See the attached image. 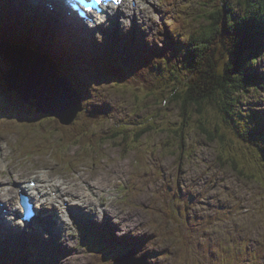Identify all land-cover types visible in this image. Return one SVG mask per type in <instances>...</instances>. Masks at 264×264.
Returning a JSON list of instances; mask_svg holds the SVG:
<instances>
[{
  "label": "rangeland",
  "instance_id": "obj_1",
  "mask_svg": "<svg viewBox=\"0 0 264 264\" xmlns=\"http://www.w3.org/2000/svg\"><path fill=\"white\" fill-rule=\"evenodd\" d=\"M153 2L156 5L152 4L151 11L146 14L149 21L153 20L152 26L147 25L144 14H140L126 31L123 30L127 25L118 29L107 26L101 32L102 41L93 40L99 45L93 47L96 53L91 52V55L96 57L107 52L106 36L115 37L132 30H138L143 35L136 36L135 33L128 39L134 47L161 48L165 33L174 27L176 35L172 36L178 45L177 66L180 72L184 71L185 59L178 51L181 48L179 45L184 43L185 36L204 24L199 0ZM230 4L234 16H240L242 1L232 0ZM147 10L148 7H145L141 13ZM141 21L146 25H138ZM174 22L177 25H173ZM82 61V58L74 59L72 56L64 68L65 76H75V89L83 96V112L77 121L86 116V109L104 111L109 117L95 119L92 130L103 134L114 133L116 139L93 146L103 152L101 159L90 156L86 162L71 159L70 166L60 167L56 158L46 153H31L24 148L28 143L38 142V137L44 136L43 131L53 127V119L37 122L35 130L31 131L28 127L32 128L34 123L31 124L30 114L18 112L16 100L2 94L0 144L4 147L1 155L5 156L6 162L0 161V175L14 177L11 173L13 169L18 174L21 170V177L31 173L40 177L43 174L38 169L44 167L50 170L44 174L47 179L62 176L73 185L96 179V183L87 182L81 192L87 200L96 192L100 194L115 187L121 211L120 221L112 218L111 224L91 234L97 235L102 231L106 235L100 239L102 244L107 241L114 245L116 242L122 248L126 247L125 243L127 246L134 245L135 257L146 254L148 264H264V155H258L252 146L234 136L232 128L236 122L219 112L213 102L202 104L199 111L188 108L184 112L180 104L173 100L163 102L172 88L166 82L175 76L168 77L169 72L163 71L161 76H157L159 90L149 93L143 88L122 87L115 83L121 81L117 73L103 71L100 75L91 72L90 68H86L88 62ZM33 62L26 60L29 64ZM6 64L7 69L11 68L8 62ZM5 68L0 59V70ZM45 69L49 70V67ZM253 71L264 72V53ZM46 74L52 78L51 70ZM183 75L181 72L178 79ZM55 77L60 80L57 74ZM175 86L177 90L183 88L180 82ZM248 98H251V94H248ZM255 100L252 96L250 107L256 104L254 108L264 115V93ZM243 109L238 110V114ZM181 112L189 118L187 127H181ZM247 116L256 122H264L261 114L250 109L244 111L241 120ZM7 127L13 128L14 133L8 131ZM54 138L51 137V140ZM260 138L261 134L257 136V139ZM66 147L68 156L77 158L80 150L72 145ZM82 149L85 151L86 147ZM108 168H112L113 172ZM90 185L97 188L87 192ZM173 194L178 201L171 200ZM179 194L184 195L182 199L177 197ZM99 196L101 202L98 205L92 201L97 211L105 204L102 203L101 194ZM127 196L128 201H123ZM164 210H172L177 218L173 214L171 220H167L163 216ZM83 214L93 222L97 220L85 210ZM100 214L112 217L109 212ZM181 216L187 223V230L178 221ZM181 224H184L183 221ZM66 225L71 231H68L69 235H60L59 240L52 236L54 240L51 239L53 243L50 246L44 240L36 243L18 239L8 240L13 245L10 249L27 250V259L33 255L31 250L38 255L43 253L53 260V264H101L100 259L103 264H112L115 258L129 250L123 252L106 248L101 251L96 240L89 244V248L81 246L85 237L79 225L74 219H68ZM47 232L44 238L49 237L50 231ZM120 232L123 237L118 239ZM5 245H0V255L7 262ZM88 249L97 250L100 259Z\"/></svg>",
  "mask_w": 264,
  "mask_h": 264
},
{
  "label": "trees",
  "instance_id": "obj_2",
  "mask_svg": "<svg viewBox=\"0 0 264 264\" xmlns=\"http://www.w3.org/2000/svg\"><path fill=\"white\" fill-rule=\"evenodd\" d=\"M231 1L202 0L204 8H201V18L204 24L187 38L183 48L187 79L184 76L180 82L183 88L173 89L170 97V101L180 104L183 112L188 108L199 111L202 104L210 102L228 110L239 103L241 95L249 88L259 87V79L251 71L259 55L264 52V0H239L243 3V9L238 18L234 16ZM18 32H22L21 28ZM151 60L150 53L142 52L134 64L133 72L134 76L137 74L138 82L142 81L140 71L157 73L160 70ZM167 68L169 75L174 76L175 67L168 63L165 65ZM109 72L116 73L113 66ZM130 80L131 77L127 76V82ZM149 84L151 80L146 79L144 86L148 87ZM4 88L0 78V91H4ZM181 118V127H187L189 118L182 112ZM65 129L57 126L44 134L56 137L50 143L54 148L60 142L70 145L77 138L72 132H64Z\"/></svg>",
  "mask_w": 264,
  "mask_h": 264
},
{
  "label": "water",
  "instance_id": "obj_3",
  "mask_svg": "<svg viewBox=\"0 0 264 264\" xmlns=\"http://www.w3.org/2000/svg\"><path fill=\"white\" fill-rule=\"evenodd\" d=\"M0 54L4 55L13 66V70L4 77L9 91L14 90L22 98H26L29 94L38 95L37 111L48 113L57 117L62 123L70 124L81 108L80 99L71 97L68 83L59 82L58 85H54L53 78L46 73L30 72L32 65L21 66L20 55L16 49L0 45ZM25 78L29 81L28 86L24 83ZM60 161H65L63 156Z\"/></svg>",
  "mask_w": 264,
  "mask_h": 264
},
{
  "label": "bare ground",
  "instance_id": "obj_4",
  "mask_svg": "<svg viewBox=\"0 0 264 264\" xmlns=\"http://www.w3.org/2000/svg\"><path fill=\"white\" fill-rule=\"evenodd\" d=\"M14 4H16V2H14ZM58 13H62V12H58ZM130 14H132V12H129V11H122L121 12V16L122 17H125V18H129L131 15ZM62 18H65V20L67 21L68 20V18H67V15H64V16H61ZM72 47H69L68 49H71ZM27 60H32V59H27ZM82 62H88L86 59H85V57H83V61ZM28 65H30L29 63H27ZM51 67H50V66ZM47 67H49V70H47V72L46 73H49L50 72V70H51V72H52V68L54 67V61H52V62H49L48 64H47ZM109 72V71H108ZM56 74L59 76V74L57 73V72H55V73H53L52 72V78L53 79H56ZM54 75V76H53ZM60 76H62V75H60ZM38 179H40V178H38ZM42 182V181H41ZM41 186H42V184H41ZM37 187L39 188V185H37ZM48 186L47 185H45V186H43V187H41L40 188V191L42 192V193H44L45 195H48V190H45V188H47ZM59 187H61V185L59 184ZM49 188H51V186H49ZM97 187H95V186H93V185H90V189H87V192H90V190L91 189H96ZM3 188L0 186V190H2ZM95 192V191H94ZM75 197H77V200L74 202V204H76V206H80V205H84V206H86L87 204L88 205H91V204H93V202L92 201H89V200H87L86 199V197H85V195H83L82 193H78V194H76V195H74ZM29 198H35L36 200H38V202H40V204H43V205H49V203L46 201V199H44V198H39V197H37L36 195H34V196H32L31 194H24L23 195V200L24 201H26V199H29ZM8 208L10 209V212L12 213V211H13V201L12 200H10L9 202H8ZM37 209V208H36ZM43 210V209H42ZM42 210L40 209V211H39V215L41 214V216H42V214H43V212H42ZM84 210V209H83ZM16 212H18L17 210H15ZM28 211H29V207L28 208H26V210L24 211L23 210V212L22 213H25V214H28ZM57 213H58V216L57 215H52V214H49L48 216L50 217V218H56L57 220L59 219V225H58V230H57V232L56 233H53V235L54 234H57L58 235V233L60 234V235H62V236H64V237H66V236H68L69 234H68V228H67V225L65 224V222H64V218H63V216H62V212H61V210L60 209H58L57 210ZM104 214L106 213H108V210H105L104 212H103ZM82 218H83V220H85L86 222L87 221H92L93 222V220L92 219H89L88 217H87V215H85V214H83V212H82ZM22 221H24V222H22ZM40 222H41V220H40V218H38V217H32V218H28V216H27V218H25V219H23V220H19L18 221V223L17 224H14V226L11 224V223H6L7 224V226L8 227H10L9 229L10 230H12V231H15V232H18V234L19 233H25V231H26V228L27 229H29V231H32V230H34V229H32L33 228V226H39L40 225ZM62 222V223H61ZM18 225H20V226H18ZM47 225V224H46ZM66 225V226H65ZM48 233V232H47ZM102 234L104 235V233L102 232ZM46 235V234H45ZM104 236H106V235H104ZM59 238H60V236H59ZM68 240L66 239V242H67ZM72 241V240H71ZM62 242V241H61ZM64 243H65V241H64ZM72 243V242H71ZM40 244V243H39ZM68 244V243H67ZM3 245V244H2ZM65 245V244H64ZM69 245V244H68ZM71 245V244H70ZM6 246V245H5ZM70 248V247H69ZM47 249V248H46ZM41 264H53V263H49V262H47V261H41L40 262Z\"/></svg>",
  "mask_w": 264,
  "mask_h": 264
}]
</instances>
